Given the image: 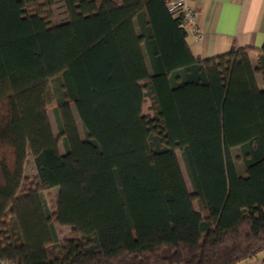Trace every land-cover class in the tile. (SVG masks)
Returning <instances> with one entry per match:
<instances>
[{
  "label": "trees",
  "instance_id": "trees-1",
  "mask_svg": "<svg viewBox=\"0 0 264 264\" xmlns=\"http://www.w3.org/2000/svg\"><path fill=\"white\" fill-rule=\"evenodd\" d=\"M187 38L162 0H0V263L239 264L264 250V43L201 59Z\"/></svg>",
  "mask_w": 264,
  "mask_h": 264
},
{
  "label": "crops",
  "instance_id": "crops-1",
  "mask_svg": "<svg viewBox=\"0 0 264 264\" xmlns=\"http://www.w3.org/2000/svg\"><path fill=\"white\" fill-rule=\"evenodd\" d=\"M194 9L198 36L188 35L192 53L201 59L233 48H261L264 43V0H187ZM256 54V53H253ZM239 264H264V250Z\"/></svg>",
  "mask_w": 264,
  "mask_h": 264
},
{
  "label": "rangeland",
  "instance_id": "rangeland-1",
  "mask_svg": "<svg viewBox=\"0 0 264 264\" xmlns=\"http://www.w3.org/2000/svg\"><path fill=\"white\" fill-rule=\"evenodd\" d=\"M54 9H55V13H54L53 22L54 23H56V22L58 23V22H61L62 20H64L65 16H64L63 10L59 6V4ZM251 59H252L253 64L256 65V62H257L256 54H252L251 55ZM258 80H259L260 86H263V81H262L261 75H258ZM41 92H42V95H43L45 106H46V108L48 110V114H49L51 123H52L53 128H54V131H55L56 135H58L57 120H56L55 112H54V109L56 108V101H55V98H54V95H53V92H52V85H51V81L50 80H47L43 84V86L41 87ZM143 110H144L145 114L152 115V112H151V109H150V102H149L148 99H146V102L144 104ZM76 118H77V121L79 123L81 134H82V136H84V131H83V128H82V125H81V121H80V119L78 118L77 115H76ZM60 145H61L60 146L61 152H64L63 144L61 143ZM147 151H148V147L145 146L142 150H138V151H136L134 153L135 157L138 158V156H144L147 153ZM177 153H178V155L180 157V161H181L184 173H185V177H186V180H187L188 187L191 189V184H190V181H189V179L187 177V173L185 171V167H184V163H183V160H182V157H181V153H180L179 150L177 151ZM233 155L236 158L238 157L237 158V164L239 165L240 168L243 169L242 159L239 156L240 155L239 148L233 149ZM34 172H35V170H34L33 160H32V158H29V162H28L27 167H26V174L27 175H33ZM57 192H58V188H53V189L49 190L46 193V197H47V200H48L50 206H53L55 204V199H56L55 196H56ZM57 229H58V232H59V238H60L61 242H63V243L66 242L68 239H72L74 237V235H73V233L71 231V228L68 227V226L57 225Z\"/></svg>",
  "mask_w": 264,
  "mask_h": 264
},
{
  "label": "built area",
  "instance_id": "built-area-1",
  "mask_svg": "<svg viewBox=\"0 0 264 264\" xmlns=\"http://www.w3.org/2000/svg\"><path fill=\"white\" fill-rule=\"evenodd\" d=\"M169 13L181 21V26L186 30L187 35L198 36L200 39V28L196 23L194 9L187 3V0H162ZM9 264V263H0Z\"/></svg>",
  "mask_w": 264,
  "mask_h": 264
}]
</instances>
